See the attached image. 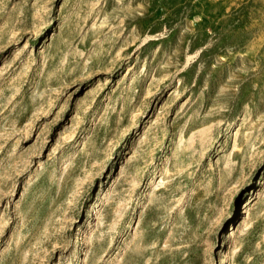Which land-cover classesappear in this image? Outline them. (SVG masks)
<instances>
[{"label":"rangeland","instance_id":"1","mask_svg":"<svg viewBox=\"0 0 264 264\" xmlns=\"http://www.w3.org/2000/svg\"><path fill=\"white\" fill-rule=\"evenodd\" d=\"M0 264H264V0H0Z\"/></svg>","mask_w":264,"mask_h":264}]
</instances>
